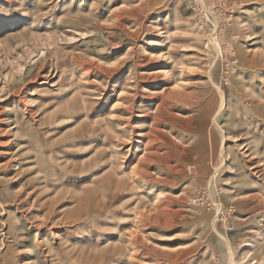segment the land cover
Returning <instances> with one entry per match:
<instances>
[{
  "label": "rangeland",
  "instance_id": "obj_1",
  "mask_svg": "<svg viewBox=\"0 0 264 264\" xmlns=\"http://www.w3.org/2000/svg\"><path fill=\"white\" fill-rule=\"evenodd\" d=\"M0 264H264V0H0Z\"/></svg>",
  "mask_w": 264,
  "mask_h": 264
},
{
  "label": "bare ground",
  "instance_id": "obj_2",
  "mask_svg": "<svg viewBox=\"0 0 264 264\" xmlns=\"http://www.w3.org/2000/svg\"><path fill=\"white\" fill-rule=\"evenodd\" d=\"M161 72H163V69L162 68H155V69H151V70H149L147 73H148V75L149 76H153V75H155V74H158V73H161ZM166 73H167V71H166ZM137 78V77H136ZM143 81V80H142ZM134 84V83H133ZM136 85H137V83H135ZM177 86H178V84H176ZM174 87V86H173ZM135 88H137V87H135ZM164 89V88H163ZM162 89V90H163ZM143 90H146V88H143ZM152 90V89H151ZM161 90V91H162ZM128 91V90H127ZM141 93V92H140ZM161 93V92H160ZM122 94V93H121ZM149 94V93H148ZM119 95H120V93H119ZM118 100H119V98H118ZM130 101V100H129ZM161 103V102H160ZM167 103H168V101H167ZM124 104V103H123ZM162 104L164 105L165 103H164V101L162 100V103L161 104H157V106L155 107V110H154V112H156L159 108H161L162 107ZM113 105V104H112ZM116 105V104H115ZM128 105V104H127ZM167 105V104H166ZM131 106H132V104H131ZM134 106V105H133ZM113 107H114V105H113ZM116 108V107H115ZM112 109V108H111ZM168 109V108H167ZM110 110V109H109ZM131 111V110H130ZM153 112V113H154ZM148 113V112H147ZM113 113H111V115H112ZM147 115V114H146ZM129 117V116H128ZM153 117V116H152ZM155 119H157L156 117H154ZM155 119H152V120H155ZM137 134H139V133H137ZM130 139V138H129ZM141 139V138H140ZM128 141V140H127ZM118 142V141H117ZM140 143V144H139ZM131 144V143H130ZM142 144V142L140 141V142H137V144L136 145H132L133 147H135V150L140 146ZM147 143L145 142L144 144H143V147H144V150H145V146H147L146 145ZM127 150H129V149H127ZM143 150V152L145 153L146 151H144ZM143 154V153H142ZM143 155H141L140 157H142ZM139 157V158H140ZM257 172V171H256ZM226 241V240H225Z\"/></svg>",
  "mask_w": 264,
  "mask_h": 264
}]
</instances>
